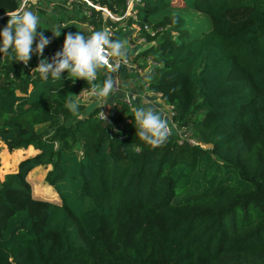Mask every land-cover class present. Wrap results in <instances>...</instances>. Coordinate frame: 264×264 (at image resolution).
Masks as SVG:
<instances>
[{
	"label": "trees",
	"instance_id": "trees-1",
	"mask_svg": "<svg viewBox=\"0 0 264 264\" xmlns=\"http://www.w3.org/2000/svg\"><path fill=\"white\" fill-rule=\"evenodd\" d=\"M20 1L0 0V29ZM126 2L67 0L85 35L135 24L146 45L131 60L150 59L145 88L192 140L144 144L133 110L117 126L95 103L74 114L85 80L44 83L35 52L28 66L0 53V142L22 152L0 180V264H264V0ZM76 31L47 26L43 57Z\"/></svg>",
	"mask_w": 264,
	"mask_h": 264
},
{
	"label": "clouds",
	"instance_id": "clouds-1",
	"mask_svg": "<svg viewBox=\"0 0 264 264\" xmlns=\"http://www.w3.org/2000/svg\"><path fill=\"white\" fill-rule=\"evenodd\" d=\"M26 5L27 0L19 9L6 13L9 19L0 29V53L28 66L35 52L40 59L31 72H38L42 82L61 81L62 74L66 72L64 79L73 83L76 79L85 80L91 96L101 100V107L106 105L107 98L117 90L116 82L110 75L106 76L102 83L97 82L98 73L108 66L109 60L118 58L127 63L126 41L113 40L104 30L93 31L89 35L82 31L68 32L64 36L62 48L51 56L49 62L43 57V52L50 40L45 37L43 30L37 31L40 28V18L34 12L26 10ZM64 27L67 26L61 25L55 30H50L54 37H59L61 28ZM152 79V69H149L144 75V80L150 83ZM145 105L133 109L136 136L152 148L161 147L167 143L170 135L169 122L151 100H146ZM65 107L75 114L79 103L70 98ZM104 119L107 121L105 113Z\"/></svg>",
	"mask_w": 264,
	"mask_h": 264
},
{
	"label": "rangeland",
	"instance_id": "rangeland-1",
	"mask_svg": "<svg viewBox=\"0 0 264 264\" xmlns=\"http://www.w3.org/2000/svg\"><path fill=\"white\" fill-rule=\"evenodd\" d=\"M24 4L25 0H21L16 8H13L8 12L17 10ZM95 7L98 6L95 5ZM26 10H30L39 16L41 22L39 25L40 28L37 29L38 32L41 30L45 32V28L47 26L56 23L58 20H60L61 22H68L70 20L76 24V26L79 28V31L87 34V26L83 23L76 22L75 19L72 18L70 12L71 10L68 7L67 0H27ZM101 11L104 16L108 15L113 19L119 18V16L109 13L104 8H102ZM76 13H79V11L77 10ZM127 13L128 12H125V14ZM138 36H141V34L137 33V27L135 26V24L124 25L121 34L119 35V40L126 42H135L137 43V47L140 49L143 47L142 45L146 43L142 44V41L137 40ZM128 53V56L130 57L131 51H129ZM132 63L134 64V67H123L116 73L117 90L114 94H111L107 98L105 102L106 105H103L101 107V100L92 97L90 92L87 91H80L78 94L74 95L72 99L82 102L87 108L91 105V103H95L100 107V109H102V112H106L107 109L109 110L113 107H118L119 110L116 114V120H114V126L119 125L121 118L125 115L127 110L132 111L134 108H136V106H146V100H151L158 108L161 105L159 102V98L155 93L149 92L144 86V75L147 67L150 64V59L146 58V60H136ZM128 77H130L131 79L125 86L121 83V81L122 78L126 79ZM124 99L128 100L129 102L124 101ZM122 103H124L125 106H122L120 108L119 104L121 105ZM173 126L171 128H173L172 130H174L177 136H186L192 140V135L187 125H177V123L174 122ZM21 153L22 152H20L19 150H7L6 147L0 142V180L2 179L4 173L9 172L15 168L17 159ZM29 177L31 179L33 192H47L45 191L48 189L47 184L43 181L42 177L38 175L35 169L30 171ZM44 196L48 197L46 194H44Z\"/></svg>",
	"mask_w": 264,
	"mask_h": 264
},
{
	"label": "built area",
	"instance_id": "built-area-1",
	"mask_svg": "<svg viewBox=\"0 0 264 264\" xmlns=\"http://www.w3.org/2000/svg\"><path fill=\"white\" fill-rule=\"evenodd\" d=\"M134 1H137V0H127V2H126V10H125V12H128V14H131V12H132V10H131V6H132V4H133V2ZM124 12V13H125ZM144 27L146 28V29H148V27H146L145 25H144ZM150 33H152V31H150ZM143 40V39H142ZM130 66H132V67H134V64L132 63V60H131V57H129L128 55H127V63H124V62H122V61H120L118 58H116V59H114V60H109V64H108V66L106 67V68H108V69H111L112 71H113V75H114V81L116 82V84H117V76H116V73L120 70V69H122L123 67L124 68H126V67H130ZM114 69V70H113ZM127 83L128 82H126V84H125V86L127 85ZM116 87H117V85H116ZM87 90H83L82 92H86ZM87 92H90V91H87ZM156 94V93H155ZM156 96H157V94H156ZM124 101H126V102H129L128 100H126V99H124ZM159 102H160V106L157 108V109H159V112L168 120V122H169V128H170V131L173 129V128H171L172 126H173V124H174V121H173V119H172V115H173V112H172V108H171V105H169V104H165V103H163V102H161L160 100H159ZM164 108V109H163ZM102 109H99V112H98V116L100 117V118H103L104 119V113H105V115L107 114V112H102L101 111ZM118 110H119V108L118 107H113L112 109H111V111H109L108 113H109V115L108 116H115L116 114H117V112H118ZM108 116L106 115V118L108 119ZM174 127V126H173Z\"/></svg>",
	"mask_w": 264,
	"mask_h": 264
},
{
	"label": "crops",
	"instance_id": "crops-1",
	"mask_svg": "<svg viewBox=\"0 0 264 264\" xmlns=\"http://www.w3.org/2000/svg\"><path fill=\"white\" fill-rule=\"evenodd\" d=\"M143 39V40H142ZM119 40V39H118ZM137 40L139 41H142V44H144V38L142 36H138L137 37ZM141 43V42H140ZM146 44L142 45V46H145ZM126 47H127V55L129 54L128 52L129 51H135V50H138L139 48L137 47V43L135 42H126ZM146 60V59H145ZM128 81L131 79L130 77L126 78ZM121 83L123 85L126 84V80L122 78V81Z\"/></svg>",
	"mask_w": 264,
	"mask_h": 264
}]
</instances>
